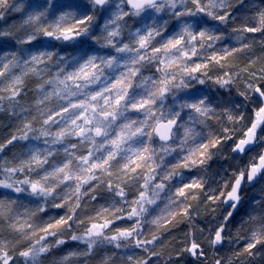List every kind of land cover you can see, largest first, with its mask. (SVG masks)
Wrapping results in <instances>:
<instances>
[{
    "label": "snow or ice",
    "instance_id": "obj_1",
    "mask_svg": "<svg viewBox=\"0 0 264 264\" xmlns=\"http://www.w3.org/2000/svg\"><path fill=\"white\" fill-rule=\"evenodd\" d=\"M9 11L24 15L0 27V264H205L191 232L168 253L166 234L217 206L213 254L240 239L237 258L264 262V0H0ZM98 190L112 196L90 207Z\"/></svg>",
    "mask_w": 264,
    "mask_h": 264
},
{
    "label": "trees",
    "instance_id": "obj_2",
    "mask_svg": "<svg viewBox=\"0 0 264 264\" xmlns=\"http://www.w3.org/2000/svg\"><path fill=\"white\" fill-rule=\"evenodd\" d=\"M17 1L20 2V1H23V0H12V2H17ZM27 3H28V0H26V4ZM23 15H24V12L23 11L22 12H19V13H17V12H11V11L6 12L5 15H4L5 16V22H3L2 27H8V26H10L14 22L18 21ZM168 18H169V16H167V14H166V16L164 17V19H168ZM129 23H130V25L132 27H135V23H133L132 21H130ZM208 23H209V25H211L214 22L210 21ZM171 24H172V22H171ZM171 24H170V27H169V31H173V30L176 29V27L175 26H172ZM166 35H167V33H166ZM230 43L231 42L229 41L228 44H230ZM221 46H226L225 42L222 43V44L217 45V47H221ZM102 51L104 53H106L109 50H102ZM257 54H259V49H257ZM149 67L150 68H153L155 66L154 65H149ZM53 71H55V69H53ZM147 71L148 72H151V70H147ZM145 72L146 71H144V73ZM32 83L33 82L30 81L29 82V86H31ZM197 87L198 88H203L205 91H207L210 94H212L218 100H223V98H224V96L221 95V93L223 92V90L217 91V89L214 86H211V85H209V86H200V85H197ZM25 90L28 91V89H25ZM35 95L36 94L34 92L28 91V99L30 101H31V99ZM233 96H235V93H233ZM142 118H143V116H142ZM0 119H4L5 122H6V124H7L6 117H0ZM17 122H18V120L14 119L12 123L14 125ZM10 130H11V126H6L4 128H0V133H6V132H9ZM32 143L35 144V145H37V146H39L40 148L48 147V145H45L42 140L33 141ZM159 144L160 143L158 141L154 140V146L155 147H156V145H159ZM0 155H2V154H0ZM161 155H163V154H161ZM174 156H175V154H173V156L171 157L170 160H166V158H164L166 160L165 163H168V161H171L174 158ZM217 163H218V165L214 166V168L216 170H217V168L221 169V166L226 167V164H227V162L224 161V160L223 161H220V162H217ZM211 164H214V161H211L210 162V166H211ZM214 168L212 167V169H214ZM195 174H196L195 172L188 173V175H195ZM216 179H219V177H216ZM209 182H212V181H209ZM111 196H112V193L104 192V196H102L103 198L101 197V199H99L96 202L99 203V204H102L103 202L106 201V198L107 197H111ZM129 198H131V194H129ZM28 199L29 198H26L25 199V203L28 202ZM115 199L116 200H119L120 198L119 197H115ZM192 203H193L194 206L196 205V202H192ZM215 214L221 215V206H217V210L215 212H206V213H203L201 215H198V218L204 221V219L210 218V217L214 216ZM189 229H190V227H187L186 224H180L175 229H173L172 232L167 233L166 234V243L168 241H171V244H170L169 247H167L163 251L165 253L173 252L174 249L177 247V244H179L181 241H184L185 240V238H186L185 237V232H187V230H189ZM241 235H245V233L242 232ZM199 240H200V238H199ZM242 245H243V241L240 240V239H237V240L232 241V243H231V246H233L232 252L234 254L237 253V252H239L241 250ZM83 247H84V245H77L75 243H70V244L64 246V251L66 252V251H69V250H75L77 248H83ZM117 251H119V250H117ZM205 253H206V259L204 260L205 261V264H213V255H214L213 253H214V250L211 249V248H209V249H207L205 251ZM101 254H105V250H102ZM92 259L95 262L96 260L99 259V256L94 257ZM164 259H166V256H162L161 257L160 264H163ZM169 264H172V262L169 261ZM181 264H198V262L193 257H187L186 256V260L185 261H181Z\"/></svg>",
    "mask_w": 264,
    "mask_h": 264
},
{
    "label": "rangeland",
    "instance_id": "obj_3",
    "mask_svg": "<svg viewBox=\"0 0 264 264\" xmlns=\"http://www.w3.org/2000/svg\"><path fill=\"white\" fill-rule=\"evenodd\" d=\"M15 3H23V4L25 5V9H27L26 0H23V1H20V2L17 1V2H15ZM156 15H158L160 19H164V17L166 16L165 13H160V14H156ZM169 15H170V14H167V16H169ZM3 22H5V16H4V19H3V20H0V27H2ZM151 22H152L151 19H148V20H147V23L150 24ZM208 22H210V21H208ZM171 25L176 27V21H172V24H171ZM135 26H136V24H135ZM157 39H159V38H157ZM224 42H225L226 46H229V44H228L229 41H221V42H218L217 45L222 44V43H224ZM226 46H225V47H226ZM105 54H107V52H106ZM113 54H115V53H113ZM121 70H122V69H117V70H106V74H108V75H118V74H119V71H121ZM147 70H151V72H148ZM144 71H146V72L144 73ZM142 74H143L144 76H158V75H159V73L155 71V67L150 68L149 65H147V66L145 67V69L143 70ZM138 79H139V78H138ZM193 83H195V82H193ZM169 104H170V102H169ZM129 115L132 116L133 118L143 119L141 114L129 113ZM236 135H239V129L237 130ZM75 139H76V138H72V142H75ZM97 139H99V138H97ZM41 140L43 141V138H41ZM154 140H156V138H155ZM156 141H158V140H156ZM154 147H155V146H154ZM156 148H157V151H159V145H156ZM57 149H59L60 152H63V148H62L60 145H56V146H54L53 150L55 151V150H57ZM161 154H163V153H161ZM161 154H160V155H161ZM161 156H164V158H166V160H170L171 157H172L173 155H171V156H166L165 154H163V155H161ZM157 159H159V156L157 157ZM166 160H165V161H166ZM213 161H214V164H211V166H210V172L215 173L216 171H218V170H220V169L216 167V168H217V170H216V169L214 168V166L218 165L217 162L223 161V159L216 158V159H214ZM212 167H213L214 169H212ZM226 167H227V164H226ZM210 181H211V180H210ZM93 183H95V182H93ZM210 183H211V182H210ZM86 187H87V186H86ZM130 194H131V193H130ZM102 196H104V192L98 190V193H97V199H96V200H93V201L91 202L90 207H95L96 205H98L99 203H97L96 201H98L99 199H101ZM102 198H103V197H102ZM87 199H88V198L85 197V200H87ZM103 203H105V202H103ZM103 203H102V204H103ZM158 203H159V202H158ZM150 207H151V206H150ZM219 216H220V215L215 214L214 216H212V217H210V218H206V219H204V221L201 220V219H199V218H198V215H197V216H194V217H193L192 224H191V225L186 224L187 227H190V229L187 230V232H191V233H192V236H193L194 238H196V239L202 244L203 247H205L206 249H209V246H208V243H207V238H208V236H209V233H208L207 229H211V228L213 227V225H214L216 219H218ZM119 223H124V222H119ZM200 229H205V231L202 233V232L200 231ZM233 235H234V234H233ZM199 238H200V240H199ZM50 239H51V238H50ZM242 241H243V240H242ZM181 242H182V241H181ZM181 242H180V243H181ZM180 243H179V244H180ZM231 243H232V242H230V244L227 245V246H223V247H221V249H220L219 252H215V254L213 255V264H214V261H215L216 259H220V260H221V264H227V261H228L229 259H231V260L233 261V264H241V261H243L244 264H264V262H262V260H261V258L259 257V255H258L255 259H253L252 257L247 256L246 254H245L244 256H240L239 258H237V257L235 256V254L232 252V248H233V246H231ZM179 244H177V247L179 246ZM185 260H186V258L182 259V261H185Z\"/></svg>",
    "mask_w": 264,
    "mask_h": 264
},
{
    "label": "water",
    "instance_id": "obj_4",
    "mask_svg": "<svg viewBox=\"0 0 264 264\" xmlns=\"http://www.w3.org/2000/svg\"><path fill=\"white\" fill-rule=\"evenodd\" d=\"M156 140H158V138H156ZM159 141V140H158ZM159 143H162L161 141H159ZM203 247V246H202ZM217 247H220V246H217ZM204 248V247H203ZM204 250H205V248H204ZM202 259H206V258H204V257H202Z\"/></svg>",
    "mask_w": 264,
    "mask_h": 264
}]
</instances>
